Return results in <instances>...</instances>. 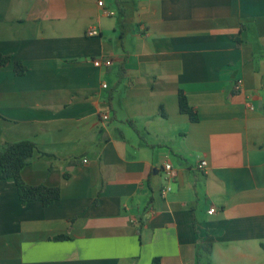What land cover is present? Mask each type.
<instances>
[{
	"label": "crops",
	"instance_id": "crops-1",
	"mask_svg": "<svg viewBox=\"0 0 264 264\" xmlns=\"http://www.w3.org/2000/svg\"><path fill=\"white\" fill-rule=\"evenodd\" d=\"M99 1L0 0V264H264V0Z\"/></svg>",
	"mask_w": 264,
	"mask_h": 264
},
{
	"label": "trees",
	"instance_id": "trees-1",
	"mask_svg": "<svg viewBox=\"0 0 264 264\" xmlns=\"http://www.w3.org/2000/svg\"><path fill=\"white\" fill-rule=\"evenodd\" d=\"M9 65H13L14 72L17 76H24L27 73L28 69L22 62L15 61L11 55L0 53V68H5ZM179 94L180 112L188 115L191 122H198V115L194 108L189 105L187 94L183 91H180ZM37 150V144L30 140L4 144L0 149L1 179H14L22 204L41 202L47 207L62 198L61 189L59 187H48L44 185H29L22 177L23 170L29 166ZM69 238L63 235L55 238V241H64ZM211 248V245L204 244L199 246V252L203 250L205 253L210 254ZM200 254H198L199 259L202 257ZM151 264H161V258L153 259Z\"/></svg>",
	"mask_w": 264,
	"mask_h": 264
},
{
	"label": "built area",
	"instance_id": "built-area-1",
	"mask_svg": "<svg viewBox=\"0 0 264 264\" xmlns=\"http://www.w3.org/2000/svg\"><path fill=\"white\" fill-rule=\"evenodd\" d=\"M103 5H104V0H100V1H99V6L102 7ZM99 34H100V32H99V30H97V29H92V30L88 31V36H91V37H93V36H99ZM96 64H97V65H100V62H96ZM242 84H243L242 81H238V82L236 83V89H240V87H241ZM107 87H108L107 84H103V88H104V89H106ZM251 109H252V110L254 109L253 106H251ZM108 118H109V116L105 117V120L108 119ZM207 167H208V163H207V161L202 160V161L198 164V166H197V170H198V171H201V172H204V171L207 169ZM164 170H165V173L167 174V175H166V181H167V184H166L165 187L163 188V190H162V194H164L163 196H167V195H169V193L172 191V187H171L170 183L176 178V175H177V174H176V172H175V170H174V168H173V166H172L171 164H167V165L165 166ZM210 213H211V214H213V213H214V214L217 213V209H216V208H211Z\"/></svg>",
	"mask_w": 264,
	"mask_h": 264
}]
</instances>
